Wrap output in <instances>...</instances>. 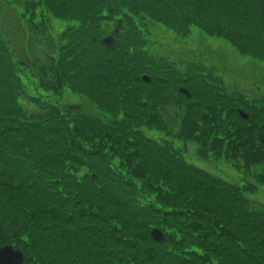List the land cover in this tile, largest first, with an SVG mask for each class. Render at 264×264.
<instances>
[{"label": "trees", "instance_id": "obj_1", "mask_svg": "<svg viewBox=\"0 0 264 264\" xmlns=\"http://www.w3.org/2000/svg\"><path fill=\"white\" fill-rule=\"evenodd\" d=\"M8 4L0 247L20 250L23 264H264V205L247 199L252 186L196 167L174 145L256 168L264 186V96L229 88L202 52L159 57L147 30L222 40L264 67V0Z\"/></svg>", "mask_w": 264, "mask_h": 264}, {"label": "rangeland", "instance_id": "obj_2", "mask_svg": "<svg viewBox=\"0 0 264 264\" xmlns=\"http://www.w3.org/2000/svg\"><path fill=\"white\" fill-rule=\"evenodd\" d=\"M8 1L0 0V22L6 28H10L8 22L15 17L12 5L8 4ZM54 23L59 24L56 21ZM147 30L150 51L159 57L167 58L171 62H185L192 59L191 53L202 52L206 54L205 56L208 57L212 64H215L219 75L229 88L239 90L247 98L264 96V67L259 64H253L247 57L235 54L234 50L222 40L199 38L193 33L191 37L183 41L173 40L162 27L149 22H147ZM197 40L204 42V45H201ZM169 113L171 114L170 117H172V110ZM176 125V118L170 121L169 126L172 127L173 132L177 131ZM147 135L151 137L159 136L158 133H148ZM174 142V145L183 152L190 163L204 169V171L238 186H252V192L247 194L246 197L257 204L264 205V186L255 182V175L259 172L256 168L247 170L242 167L241 162L239 164L240 167L236 168L231 162L213 160L212 158L202 159L197 156L195 145H184L182 142Z\"/></svg>", "mask_w": 264, "mask_h": 264}, {"label": "water", "instance_id": "obj_3", "mask_svg": "<svg viewBox=\"0 0 264 264\" xmlns=\"http://www.w3.org/2000/svg\"><path fill=\"white\" fill-rule=\"evenodd\" d=\"M114 40L111 37H106L102 40V44L106 47H111ZM144 82H148L147 77L143 78ZM243 118H247L245 115L240 113ZM151 236L154 241L161 242L163 236L160 231L154 229L151 232ZM24 260L23 254L19 250H14L11 246H3L0 248V264H22Z\"/></svg>", "mask_w": 264, "mask_h": 264}]
</instances>
